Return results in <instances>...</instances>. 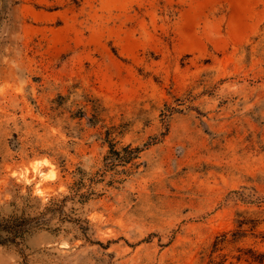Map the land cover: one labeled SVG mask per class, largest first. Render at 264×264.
<instances>
[{"label": "rangeland", "instance_id": "374dc122", "mask_svg": "<svg viewBox=\"0 0 264 264\" xmlns=\"http://www.w3.org/2000/svg\"><path fill=\"white\" fill-rule=\"evenodd\" d=\"M11 216L0 264H264V0H0Z\"/></svg>", "mask_w": 264, "mask_h": 264}, {"label": "trees", "instance_id": "16d2710c", "mask_svg": "<svg viewBox=\"0 0 264 264\" xmlns=\"http://www.w3.org/2000/svg\"><path fill=\"white\" fill-rule=\"evenodd\" d=\"M82 184V181H80ZM82 196V193H81ZM86 198V197H85ZM51 211L55 210V208L49 209ZM41 222V219L38 217H23V216H11L9 218H1L0 219V243L14 242L16 244L20 243L23 240L24 235L29 233L34 226H38ZM242 229H238L236 233H241ZM225 234H223L224 236ZM225 238L221 239L224 240ZM220 240H216L213 245V250H217V244ZM250 258L253 261H257L258 263L264 262V254L258 253L256 254L253 251H250Z\"/></svg>", "mask_w": 264, "mask_h": 264}, {"label": "clouds", "instance_id": "9594fccd", "mask_svg": "<svg viewBox=\"0 0 264 264\" xmlns=\"http://www.w3.org/2000/svg\"><path fill=\"white\" fill-rule=\"evenodd\" d=\"M118 153H122L117 151ZM109 163L116 166L120 163L119 160L115 159L114 157H110L108 159ZM35 165V168L30 171L29 176H33L35 174V178L37 180H45L50 182H55L58 179L57 176V164L53 160H49L47 158H36L29 164V168L32 169V166ZM28 184L31 186L33 184V180L30 178ZM68 245L65 244L63 247H67ZM20 256L23 255V252H20Z\"/></svg>", "mask_w": 264, "mask_h": 264}]
</instances>
